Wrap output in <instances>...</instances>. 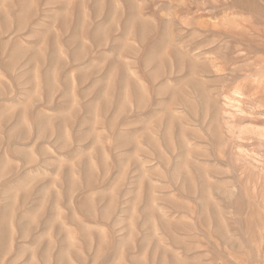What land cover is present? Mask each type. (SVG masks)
I'll return each instance as SVG.
<instances>
[{
	"label": "rangeland",
	"instance_id": "obj_1",
	"mask_svg": "<svg viewBox=\"0 0 264 264\" xmlns=\"http://www.w3.org/2000/svg\"><path fill=\"white\" fill-rule=\"evenodd\" d=\"M0 264H264V0H0Z\"/></svg>",
	"mask_w": 264,
	"mask_h": 264
}]
</instances>
